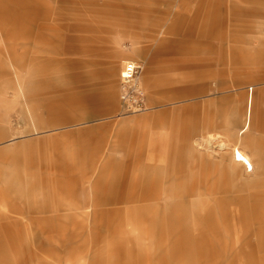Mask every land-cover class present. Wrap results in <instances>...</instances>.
Returning a JSON list of instances; mask_svg holds the SVG:
<instances>
[{"label":"rangeland","instance_id":"obj_1","mask_svg":"<svg viewBox=\"0 0 264 264\" xmlns=\"http://www.w3.org/2000/svg\"><path fill=\"white\" fill-rule=\"evenodd\" d=\"M220 4L254 11L223 13L222 44L177 19ZM124 61L143 112L121 109ZM251 88L264 141V0H0V264H264V172L189 145L240 138Z\"/></svg>","mask_w":264,"mask_h":264},{"label":"crops","instance_id":"obj_2","mask_svg":"<svg viewBox=\"0 0 264 264\" xmlns=\"http://www.w3.org/2000/svg\"><path fill=\"white\" fill-rule=\"evenodd\" d=\"M209 3H215V0H209ZM227 13H233L234 16L238 17L241 15L244 16H251L253 15L254 11L252 9H246L244 10L242 7L238 6L237 4L230 8L223 7L222 4L219 5V7L214 10L213 12L210 9H198L196 11H193V14L189 15L184 13L183 15H179L177 17L178 20L184 21V22H190L192 24H200L202 27L209 28L206 32H201V36L204 38H213L217 40L221 44L223 43V40L225 39V28L229 26L231 17L225 16ZM238 14V15H237ZM230 20V21H229ZM209 51L211 53H215L216 51H213V48H210ZM138 53V52H137ZM220 54H222V50L219 51ZM165 55L163 54V51L157 50L156 57ZM122 53L117 55V59H121ZM204 60V58H197L194 59L192 62V65L190 68L192 69H203L206 68L207 65L202 64L201 62ZM213 60V59H212ZM218 63L215 65V67L220 68L223 66V59L222 56L218 58ZM153 63L152 59L149 61V64L151 65ZM167 68H170V66H174V62H171L170 60H167ZM143 64V70L145 68L144 63ZM212 65V64H211ZM208 64V67L211 66ZM218 65V66H217ZM153 68V66H150L149 69ZM166 68V69H167ZM154 69V68H153ZM158 70V69H157ZM168 70V69H167ZM205 71V69H203ZM161 71V69H159ZM95 86V85H94ZM192 86V85H189ZM187 86V87H189ZM197 87H199L198 84H196ZM251 92L247 95V101H246V111H245V118H244V125L241 129L238 130L237 136H240V138L235 136H229L232 137L231 139L223 140L216 135V133L212 134L211 131H206V136L201 139V142L199 141H193L190 143V149L197 153V155H207L206 158H212L213 160H218L219 163L223 161L225 162L223 158V154H227V163L229 165L228 172L232 176H237L238 171H242V174L240 175L241 178H254L257 177V172H264V141L263 140H256L252 137H250V134L247 133V130L249 129L250 120H251V109H252V100H253V93L252 88L250 89ZM184 91V90H183ZM182 91V92H183ZM185 92V91H184ZM97 95L93 96V99H96ZM96 101V100H95ZM102 104L101 101L98 102L96 108L93 111L94 115H101L102 114ZM211 127V126H210ZM243 135V137H242ZM216 142V143H215ZM243 142V144H241ZM262 152H259V151ZM205 152V153H202ZM222 151H225V153H221ZM226 151L228 153H226ZM236 166V167H235ZM239 167V170H235V168ZM233 187H229V190ZM229 192H232L231 190ZM256 193V192H255ZM258 196H260L259 193H256ZM232 195V194H231ZM235 196L232 195L229 197V203L233 200H236L234 198ZM250 197L254 199V193L250 194ZM245 199L246 201L247 197L241 198ZM238 201V200H237ZM222 203V202H221Z\"/></svg>","mask_w":264,"mask_h":264},{"label":"built area","instance_id":"obj_3","mask_svg":"<svg viewBox=\"0 0 264 264\" xmlns=\"http://www.w3.org/2000/svg\"><path fill=\"white\" fill-rule=\"evenodd\" d=\"M143 64L124 61L120 72L119 100L121 109L127 113H140L146 110L145 96L138 78Z\"/></svg>","mask_w":264,"mask_h":264}]
</instances>
